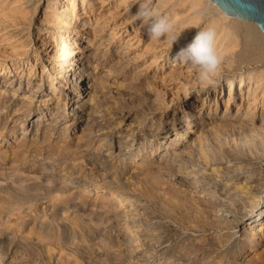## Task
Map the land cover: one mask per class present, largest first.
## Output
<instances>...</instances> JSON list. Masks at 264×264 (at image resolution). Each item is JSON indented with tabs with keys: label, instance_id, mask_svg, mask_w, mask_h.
<instances>
[{
	"label": "rangeland",
	"instance_id": "obj_1",
	"mask_svg": "<svg viewBox=\"0 0 264 264\" xmlns=\"http://www.w3.org/2000/svg\"><path fill=\"white\" fill-rule=\"evenodd\" d=\"M14 1L0 0V65L3 64L0 67V83H4L10 78L16 84L19 81L22 85L28 82L30 89H33L39 83L42 84V89H45L48 84H56L58 86V83L64 81V78L59 72L60 70L56 69L64 60L61 52H79L78 50L82 46L81 42L84 41L79 34L77 35V31L80 28L78 26L73 28V26L69 25L72 6L76 5L75 15L73 16L74 24L77 22L75 21V17L79 13L81 14V0H67L65 2L60 0L58 3H55L53 0H38V2L36 1L30 7L31 9H28L24 5L19 6L20 3L13 4ZM103 1H99L94 7L96 13H101L99 16L102 18L101 20L106 21L108 20L106 19L107 17L112 16L111 12L113 10L111 6L105 4L103 7L106 9L101 11L100 6L104 3ZM186 1L191 0H182L181 2L180 0H173L172 3L162 9L161 14L168 16L177 3ZM142 2L143 0L135 2L127 9L124 15L113 19L115 21L114 24L125 23L129 17L137 12L139 4ZM151 2L156 6L157 0H151ZM205 5H202L196 10L193 9L194 11L191 10L192 12L190 11L187 15L180 16L176 21L172 20L177 28L175 31L180 34L174 45L168 39L152 42L148 36L147 26H145L144 32L140 34L141 22L139 20L131 23L134 24L132 27H129L130 24H127L128 31L119 40H113L110 45L106 44L108 54L105 60L100 59V77L103 84L100 92L102 91V93L100 94L97 112L89 115V124L82 127L85 130L83 133L80 130H76L78 122H74V114L70 112L71 109L69 108L66 111L61 109L62 112L56 113L53 109V103L58 95L56 97L52 95V97H48L49 92L44 90L36 94V98L38 99L36 100V108L38 106V109L30 115V121L31 118L32 120L40 118L44 126L39 127L38 123L32 125L30 134L24 136L28 141H24V138L21 137L20 130L11 131L9 128H5L8 116L12 112L14 113L15 110L14 108H9L7 104H12L17 99L23 97V91L22 89L17 90L15 99L11 100V98L9 99L11 92L6 91L8 89L6 88L3 96L6 99L0 100V202L2 201L0 203V252L2 254L6 253L11 258L12 255L19 252L17 255H22L20 257L22 258V264H43L44 262L49 264L47 260L45 261L41 258L44 252L41 253V248L39 247L43 245L46 247L49 246V249H51V252H49L52 254L50 264H75L76 261L78 264H155L156 262L160 264H174L175 262H172V260L166 262V259H162L164 256L161 254V249H165L169 253L172 251L171 254L176 257L174 260L181 264H205V262L233 264L232 261L227 260L228 262H226L225 258H219V243L226 237L227 230L225 231L224 228L214 226L210 223V220H207L210 209L205 206H200L194 201L187 200L186 196L189 190L187 187L175 182L176 178L174 176L164 171L149 170L148 172L144 168V165L149 163V161L153 162L154 158L147 161L148 156L140 153L138 155L139 157L133 160L137 150H135V147H132L131 150L126 149L118 157L114 153L110 159H101L105 155L108 156L111 151L115 152L112 150V147H109V141L116 142L119 136H121L118 132H122V137H124L131 135V133L126 132L127 129L138 128L136 131L138 136H142V138L149 137L153 131L152 125L155 124L151 120L153 116L156 119L162 116L164 128H160L158 133L164 135L166 132L169 133L168 129L170 128L167 123L165 124L167 119L182 117L188 105L193 102H198L197 105H199L205 97L212 98L215 94L216 96L218 94L217 112H219L227 100L228 81L230 79H234V90H231L233 95L229 101V111H232V113L235 111L245 112L248 109L247 99L245 101L244 99H240L238 93L239 84L238 79H236L241 73H244L243 75L247 74L246 72L250 70L248 67L242 65V70H236L237 67L231 59H224L222 60L217 76L214 78V82L211 85H204L199 81L198 72L193 67H190L189 64L184 63L178 56L181 46L184 44L188 46L196 32L203 29L208 18L213 15V5H209V3ZM196 16H199V20L197 23H194L190 18ZM229 19L236 18L229 17ZM27 23L28 25H26ZM228 23L229 20L223 21L220 23V26L223 27L224 25V27H227ZM106 32L108 36L111 34L109 28L106 29ZM18 34L22 37H20L21 39H18ZM70 35L78 36V38L74 39L75 37L72 38ZM105 37L107 38V36ZM24 39H27L28 44H23ZM43 40L45 41L43 42ZM217 42L216 48H218ZM119 49L122 52H126V61L123 62L124 66L118 65L115 59V53ZM162 52H166L167 56L159 57ZM66 84V88L70 90L72 82L68 81ZM244 88L245 90L248 88L247 80L245 81ZM2 90L3 88L0 85V91ZM55 92L62 93L63 91L57 88ZM65 94L66 92H63L59 98H62ZM42 100H48L46 105L38 104V101ZM4 109L5 111H3ZM254 110L257 113H261L264 111V105L263 107L256 105ZM16 114L18 115L20 112ZM22 116L23 114L20 117ZM126 116L128 118L122 122V128L120 129L119 127L118 129L117 124ZM85 118L87 120V116ZM51 120H54L56 124L48 125ZM91 125L93 129L92 134L88 131V127ZM227 133L226 135L228 137L225 135L223 137H210V143L213 140L214 142L212 144L229 142V146L227 147L232 149L234 142L237 145L236 151H238V144L244 140L243 135L245 138L247 137V133H240L238 131ZM169 135H173V133ZM31 137L35 140V143L29 142ZM260 141L264 143V136L257 140V145L259 143V147L264 152V144L260 146ZM181 143V141L178 142L176 147H179ZM126 145H130V143L125 144L123 147ZM146 146L148 147L149 145L146 144ZM162 149H159V153H161ZM90 153L92 154L90 155ZM159 153H156L155 156L159 155ZM237 153L239 155L241 154L239 151ZM94 159L100 161L93 163ZM253 159L256 160L254 162H256L257 167L255 174L264 177V160H257L255 157ZM101 160H108L109 163H102L101 166ZM183 160L185 161L183 165H187V162L190 161L188 158H184ZM119 172H123L121 177L123 180L122 183L126 187L125 191L131 192L130 194L134 196L136 194V197L138 199L140 198L139 200L142 202V208L146 210V216L140 219L137 217L138 213H135V215L128 214L127 216L131 220H134L130 222L134 226L133 228L136 225L141 226V229H143L142 232L138 228H131L129 231L121 230L122 223L127 220L124 219L125 217L122 214H119L118 220L111 219L113 226L116 225L115 223L117 221L120 223L119 228L114 230L121 236L119 243L116 241H107L100 237L89 240L91 242L89 243L86 240L75 239L68 232L65 234V240L62 239L60 242L51 241L47 238H43L44 240L40 239V236L44 235L45 232L43 230H37L34 227V223L38 221L43 212L46 213L52 208L54 210L56 207V204L54 207L52 206L54 202L44 196V193L49 189L50 184L48 182L51 181V178H54L52 181L62 180L60 176L64 174L65 179L70 177L79 179L80 185H84L88 181H94L97 186L103 188L105 185L108 186L111 184L113 179L117 175H120L117 174ZM240 177L238 179H245V175ZM36 179H39L37 184H35ZM43 181L47 183V186L45 183L43 185ZM85 202L87 203V209L89 211L93 210L97 213L104 206L103 201L95 202L93 199H89ZM32 203L33 206L31 205ZM263 203L264 199L260 201V205H263ZM14 205L17 206L14 207ZM12 206L18 208V210L20 208L22 210L20 209V212H18L17 209L11 208ZM95 206L98 209H95ZM10 209H14L13 211H16L14 212L15 214L12 213V210V212H9ZM37 209L39 210V217H35V213L33 212L37 211ZM238 218L245 221L248 226L244 229L242 225L238 230L236 236L238 238L236 239L239 243L235 242L232 245L226 246L227 256L229 259H232L235 255H241L246 259L264 261V219L258 222H255V220L247 221L249 217H246V214L239 215ZM136 233L143 236L135 239ZM149 233L151 236L159 235L158 239L153 240V237L151 239L150 237H145L144 234L149 235ZM244 234L248 236V243L242 244L240 242ZM34 238H36L35 241H32ZM155 240L158 241L156 242ZM30 243H33V245ZM34 244L36 248L33 247ZM147 244H150V246L144 247ZM152 245H155V247L159 245L160 251L151 253L152 255H147L145 248L151 250L150 247ZM114 249L115 251H113ZM36 250H39V253ZM75 250L80 253H76ZM59 251L60 254L58 255ZM116 251L119 253H116ZM213 253L214 255H212ZM60 255H62L61 258L59 257ZM62 258L63 261L60 260ZM56 259L59 260L57 261Z\"/></svg>",
	"mask_w": 264,
	"mask_h": 264
},
{
	"label": "bare ground",
	"instance_id": "obj_2",
	"mask_svg": "<svg viewBox=\"0 0 264 264\" xmlns=\"http://www.w3.org/2000/svg\"><path fill=\"white\" fill-rule=\"evenodd\" d=\"M36 1L38 2V0H15L13 4L20 3L19 6L24 5L29 9L36 3ZM53 1L55 3L60 2V0H53ZM63 1L65 2L67 0H63ZM99 1L101 0H81L80 3L81 14L79 13V15L75 17V21H77L76 24H74L75 22H73V16L75 15L76 5L71 7V11H70L71 20L69 21L70 23L69 25L73 26V28H76L77 26L78 28H80V30L77 31V35L79 34L81 36V39L84 41L81 42L82 46L79 48L78 50L79 52H74V51L61 52L62 58L64 60L62 61L59 67L57 68L54 67V68L60 70L59 72L64 78V81H62V83L61 82L58 83L59 84V85L57 84L58 86H56V84H48L45 89H42L41 83H39V85L35 86L33 89H30L29 87L30 84L28 82H26L25 85H22L20 81L16 84L14 80L10 78L6 80L4 83H0V85L3 88V90L0 91V100L6 99L5 97H3L6 88H8L6 91L11 92L9 94V99L11 98V100L15 99L17 90L22 89L23 91V97L17 99L16 102H13L12 104H7L9 108L11 109L14 108L15 110L14 113L12 112L13 114L11 113L8 116L7 122L5 123V128H9L11 131L20 130L21 137L24 138V141L27 140L26 137L24 136L30 134V131L32 130L31 129L32 125L38 123L39 127L44 126L43 125L44 123L41 122L40 118H36L34 120H32L31 118L30 121L31 113H33L35 110L38 109V106L36 108V103H37L36 100H38L36 98V94H38V92H43L44 90H47L49 92L47 95L48 97H52V96L56 97L58 95L57 99H55V102L53 103V109L55 110L56 113H60L62 112L61 109L66 111L70 108L71 109L70 112L74 114V122H78L76 130L77 131L80 130L81 133L85 131L83 130L82 127L87 126L89 124V115L90 114L92 115L93 113L97 112L98 103L100 100V94L102 93V91L100 92V90L103 88L102 87L103 84L101 82L102 79L100 77V72H101L100 59H104V60L106 59V56L108 54L107 45H110V43L113 40L116 39L119 40L122 35L127 33L128 31L127 24H130L129 27H132V25H134L131 23L135 22L133 17L136 14V12L133 14V16L129 17L125 23H120L116 25L114 24L115 21L113 19L119 18L122 15H124L127 9H129L135 2L139 0H104L103 1L104 3L102 4V6H100L101 11H104L106 9L103 7L105 6V4L111 6V9L113 10L111 12L112 16L107 17L106 19L108 20L106 21L101 20L102 18L99 17L101 13L100 14L96 13L94 6ZM172 1L173 0H157L156 6H158L160 8V11H162V9L168 6V4L172 3ZM181 1L182 0H180V2ZM180 2L177 3L176 6H174L175 4L174 3L173 4L174 7L171 10V13L168 16H166L171 21L172 20L176 21L180 16L184 14L187 15V13L189 14L191 10L193 9L196 10L197 8L201 7L204 4L207 5L209 3V5L211 6L213 5V15L210 18H208L204 28L208 26H214L216 28L217 41H218L217 52L219 55L223 57V60L224 59L226 60L228 58L231 59L233 64L236 65L237 67L236 70H242L241 69L242 65L250 69V70L248 69L249 72H246L247 74L243 75L244 73H241L236 78L238 79V84H239L238 93L240 99L241 100L244 99V101L247 99L248 109L245 112L235 111L232 113V111L231 112L229 111L228 105L233 95V92L231 90L232 89L234 90L233 87L234 79H230L228 81L229 87H228L227 100L224 103V107L220 109L219 112H217L218 94L217 96L215 94L212 98L205 97L199 105H197L198 102H193L190 105H188L187 109L184 112L182 111L183 112L182 117L180 118L172 117L170 119H167V122H165V124L167 123L168 127L170 128L168 129L169 133L166 132L164 135L158 133L160 128L162 127L164 128V125L162 123L163 122L162 116L159 119H156L153 116L151 120H153L155 124L152 125L153 131L150 133L151 135L149 137L142 138V136H138L136 134L138 128L127 129L126 132L131 133V135H127L124 137H122L121 134L122 132H118L121 135L119 136V139L116 142L109 141V147H112V150H114L115 152L111 151V153L108 156L105 155L103 158L101 157V159L103 160L110 159V157H113L114 153L118 157L126 149L131 150L132 147H135V150H137L136 151L137 155L135 154L133 160H136L139 157L138 155L140 153H143L144 156L145 155L148 156V159H146L147 161L154 158L153 162L149 161V163L144 165V168L148 172L149 170L164 171L165 173L174 176V178H176L175 182H177L181 186L187 187V189L189 190L188 191L189 193L186 196L187 200L194 201L196 204L200 206H205L208 209H210V213L208 214L209 216L208 218L206 217L207 220H210V223L213 224L214 226H217L222 229L224 228L225 231L227 230L226 237H224V239L221 242L219 241L220 259L225 258L226 262L232 261L233 264H264V261L261 262L258 260L255 261L253 259H246L241 255H235L234 257H232V259H229L226 253L227 245H232L235 242L239 243V241H237L236 239L238 237L236 236L238 234V230L240 229V227L243 225L244 226L243 228L246 229V226H248L246 225L245 221H242L241 219L238 218L239 215L246 214V217L247 216L249 217L247 221L255 220V222H258L264 219V203L263 205H260V201L264 199V177L255 174V172L257 171V167H256V162H254L255 159H253V157H255L257 160L258 159L264 160V152L259 147V143L257 145L258 138L264 136V111H262L261 113H257L254 110V107L256 105H259L261 107H263L264 105V33L259 29V27L254 22H248L240 18L229 19L230 16L224 14L221 11V9L218 7V5L210 0H191L183 3ZM198 17L196 16L190 19L194 23L195 22L197 23V21L199 20ZM226 20H229L227 27H224V25L223 27H221L220 23ZM26 25H28V23ZM107 28L111 30V34H109V36L106 34ZM144 29H145V25L141 23L139 33L142 34L144 32ZM175 30H177L176 26H175ZM17 36H19L18 39L22 38L20 34H18ZM105 36H107V38ZM71 37L72 38L75 37L74 39L78 38V36H71ZM24 40L25 41L23 44H28V42L26 41L27 39ZM44 41L45 40H43V42ZM186 47L187 44H184L183 46H181L180 49L182 50L185 49ZM120 49L118 50V52L116 51L115 59L117 60L116 62L118 65H123V62L126 61V54H125L126 52H122ZM181 50L179 51V53L181 52ZM165 56H167L166 52H162L159 57H165ZM2 66L3 64L0 65V67ZM190 67L192 66L190 65ZM258 69L260 70L258 71ZM195 71L197 70L195 69ZM246 80L248 81L247 90H245L244 88ZM68 81L72 82V86L70 90H68L69 88H66L67 87L66 83ZM57 88L63 92H66V94L62 98L59 97L63 94V92L56 93L55 90ZM47 102L48 100H42V101H38V104L46 105ZM219 108H220V104H219ZM3 111H5V109ZM17 112L18 113L20 112V114L17 115L16 114ZM22 114L23 116L20 117ZM86 116H87V120H85ZM127 118L128 116L123 117L122 118L123 120L117 124L118 129L119 127L120 129L122 128V122H124L125 119ZM55 124L56 122L54 120H51L48 125H55ZM88 131L90 132V134H92L93 132L92 125L88 127ZM235 131H238L240 133L242 132L247 133V137L245 138V136L243 135L244 140L242 141V143L238 144L239 145L238 151L241 153L240 155L237 153L238 151H236L237 145H235L234 142L233 144L235 145V147L232 144V149H231L227 147L229 146L228 145L229 142H227V140H225L227 143L224 142L223 144L221 143L212 144L214 140L212 143H210L211 141H209L210 140L209 138L212 136L223 137L225 135L226 137H228L226 135L228 134L227 132L233 133ZM172 133L173 135H169ZM180 141L182 142L181 145L179 147H176L177 143ZM29 142L35 143L33 137L29 139ZM127 143H130V145H126L125 147H123ZM146 144H148L149 146L147 147ZM262 144L264 143H261L260 146ZM160 148H163L161 150V153H159ZM156 153H159V155L155 156ZM91 154L92 153H90V155ZM184 158H188V160H190L189 162H187V165H183V162H185L183 160ZM103 160H101V166L102 163L103 164L109 163L108 160L106 161ZM99 161L100 160L98 159H94L93 163H97ZM138 165L140 166V164ZM68 172L70 171L68 170ZM122 173L120 172L117 173L120 175H117V177L115 178L113 177L114 179L112 183L110 181L111 184L108 183L109 185L108 186L105 185V187L103 188L97 186V184L94 183V181H88L85 182L84 185H80L81 183L79 182V179L72 177L65 179L64 174L60 176L62 177V180L60 179L57 181H52V179L54 178L49 177L51 178V181H49L48 179L49 181L48 183L50 184V186L49 189L44 193V196L48 200L54 202L52 203V206L54 207L56 204V207L54 210L52 208L51 210L48 209L49 211L46 213L43 212L42 216L40 217H39L38 209L37 211H33L35 213V217L37 216L39 217L38 221L34 223V227L37 230L39 229L45 232L44 235L40 236V239L47 238L48 240L51 241L54 240L56 242H60L62 241V239H64L65 234L68 232L72 234V236L75 239L86 240L88 242L93 238L100 237L106 239L107 241H116L119 243L121 241V236L114 230L119 228L120 223L117 221V223H115L116 225L113 226L111 221L115 219L118 220L119 219L118 215L122 214L125 217L124 219L127 221L122 223L121 230L129 231L131 228L134 227L130 223L131 221L134 220H131L129 217H127L128 214L135 215V213H138L137 217L139 219L141 217L146 216L145 215L146 210L142 208L143 205L141 204L142 202H140L141 200H139L140 198L138 199V197H136V194L134 196L133 194H130L131 192L129 193L128 191H125L126 187L122 183L123 181L121 177ZM244 175H245L244 180L238 179L240 176H244ZM35 181L33 182L37 184L39 182V179H36ZM44 183L47 186V183L43 181V185H45ZM89 199H93L95 202L103 201L102 203L104 206L101 209V211H99L98 213L94 212L93 210L89 211L87 209V203L85 202L88 201ZM31 205L33 206V203ZM16 206L14 205V207ZM14 207L12 206L11 208ZM14 209L18 210V208H14ZM95 209L98 208L95 206ZM11 210L12 209H10L9 212L13 211ZM19 210L18 212H20ZM41 210L43 211L42 208ZM14 212L16 211H13L12 213ZM85 213L87 214L84 216ZM135 228L141 229V226L136 225ZM142 231L143 229L140 230V232ZM139 233H136L135 239H139L141 238V236H143V235H139ZM144 235L147 238L150 237V239L151 237H153V240L158 239L159 236V235L151 236L150 233L149 235L146 234ZM242 238L243 239L240 243L242 244L248 243V236L246 234H244ZM35 239L36 238H34V240L32 241H35ZM155 241L157 242L158 240ZM30 244L33 245V243ZM159 245L157 247H155V245L154 246L152 245L153 247L152 246H151L152 248L150 247L151 250L145 248L146 254L149 255L151 253L153 254L154 252H159L160 251ZM149 246L150 244H147L144 247H149ZM33 247L36 248L35 244ZM39 248H41L40 249L41 253L44 252L43 257L41 256V258H43L45 261L47 260L48 263L50 264L52 260V254L49 253L51 252L49 246L46 247L41 245ZM161 250H162L161 254L164 256L162 259H166V262H169L168 260H172V262L173 261L175 262L174 264H181L180 262H176V260H174V258L176 257H174V255L171 254L172 251L171 253H169L168 250L167 251L165 249H161ZM38 251L36 250V252ZM60 251L58 255L60 254ZM113 251H115V249ZM77 252L80 253L79 251H76V253ZM116 253L119 252L116 251ZM17 254H14L11 256V258H9L6 253L2 254L0 252V264H18V263L22 264L21 262L22 258H20L22 255L19 256L20 254L19 255ZM212 255H214V253ZM75 256L77 255L75 254ZM59 257L61 258L62 255H60ZM56 260L58 261L59 259ZM60 260L63 261V258ZM155 264H160V263L156 262ZM205 264H222V263L205 262Z\"/></svg>",
	"mask_w": 264,
	"mask_h": 264
},
{
	"label": "clouds",
	"instance_id": "obj_3",
	"mask_svg": "<svg viewBox=\"0 0 264 264\" xmlns=\"http://www.w3.org/2000/svg\"><path fill=\"white\" fill-rule=\"evenodd\" d=\"M133 19L147 26L148 36L152 41L168 39L174 45L180 36L175 31L174 23L162 15L160 8L154 6L151 0H143L139 4ZM216 42V28L208 26L197 31L191 43L178 55L184 63L197 70L199 81L204 85L214 82L222 64L223 57L217 52Z\"/></svg>",
	"mask_w": 264,
	"mask_h": 264
},
{
	"label": "water",
	"instance_id": "obj_4",
	"mask_svg": "<svg viewBox=\"0 0 264 264\" xmlns=\"http://www.w3.org/2000/svg\"><path fill=\"white\" fill-rule=\"evenodd\" d=\"M227 16L254 22L264 33V0H210Z\"/></svg>",
	"mask_w": 264,
	"mask_h": 264
}]
</instances>
